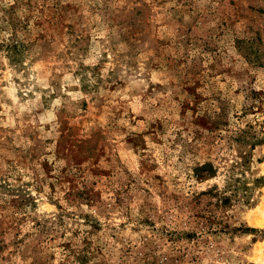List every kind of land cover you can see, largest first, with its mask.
Masks as SVG:
<instances>
[{
    "label": "rangeland",
    "instance_id": "1",
    "mask_svg": "<svg viewBox=\"0 0 264 264\" xmlns=\"http://www.w3.org/2000/svg\"><path fill=\"white\" fill-rule=\"evenodd\" d=\"M263 142L264 0H0V264H264Z\"/></svg>",
    "mask_w": 264,
    "mask_h": 264
},
{
    "label": "trees",
    "instance_id": "2",
    "mask_svg": "<svg viewBox=\"0 0 264 264\" xmlns=\"http://www.w3.org/2000/svg\"><path fill=\"white\" fill-rule=\"evenodd\" d=\"M262 141H260L261 143ZM264 143V142H263ZM197 170V177H202L203 172H211V165L210 164H204L200 166Z\"/></svg>",
    "mask_w": 264,
    "mask_h": 264
}]
</instances>
